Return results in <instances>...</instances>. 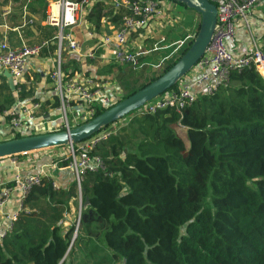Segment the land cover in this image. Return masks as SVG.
<instances>
[{"label":"trees","instance_id":"1","mask_svg":"<svg viewBox=\"0 0 264 264\" xmlns=\"http://www.w3.org/2000/svg\"><path fill=\"white\" fill-rule=\"evenodd\" d=\"M27 8L33 17L45 16L46 0H31ZM184 26L194 28L193 19ZM192 41L185 40L163 71L141 85L132 79L140 68L120 64L117 102L167 71ZM59 70L65 83L80 66L74 59L60 60ZM3 83L0 92L8 90ZM36 101L45 111L49 101ZM13 103L9 96L0 100V114ZM58 106L56 95L51 108ZM104 110L98 108L95 116ZM132 112L91 149L103 168L84 172L79 188L72 180L56 189L52 178L43 177L28 190L0 241V264H66L65 255L88 226H105L104 244L119 264H264V76L254 67L232 70L227 84L197 95L180 112ZM68 162L55 161L58 168ZM78 195L79 228L74 220L65 229L69 201Z\"/></svg>","mask_w":264,"mask_h":264},{"label":"built area","instance_id":"2","mask_svg":"<svg viewBox=\"0 0 264 264\" xmlns=\"http://www.w3.org/2000/svg\"><path fill=\"white\" fill-rule=\"evenodd\" d=\"M31 0H25L21 5L22 26H30L35 23V19L30 17L27 4ZM117 8L120 9L118 15V26L112 35H105L99 44L109 46L113 52V61L117 64L134 65L137 63L140 53L133 52L127 48L129 36L138 29L146 27L153 19L164 15V7L161 0H114ZM216 7V23L202 58L195 64L193 70L197 69L192 77L188 75L180 80L179 88L170 89L144 105L135 109L131 116L144 113L155 112L165 108H173L180 112L186 105L191 104L199 94L210 95L217 91L223 84H227L232 70H240L244 67H254L264 76V51L257 44L253 43L251 50L244 54L234 55L227 48L228 39H233L237 32V22H245L246 27L248 15L253 8L262 0H209ZM58 5V13L52 12V3ZM95 0H54L48 3L46 9V20L59 28L55 38L57 45V68L53 73L57 80L56 95L59 100L57 112L61 121L55 126L57 130L69 131L71 128L92 119L96 110L108 109L117 103L120 96L108 93L104 82H96L92 78L84 80L70 78L63 83L59 70V53L62 42L66 41L71 50L79 52L80 45L72 38L70 32L72 28L78 26L82 19V14ZM43 23V22H42ZM64 30H68V33ZM47 42L27 44L23 43L18 47H11L6 41L0 43V70L10 73L16 83L22 77L27 61L31 57L39 56ZM89 59L95 57V52L90 51L85 54ZM137 67V66H133ZM9 108V109H8ZM3 111L4 117L9 119L8 133L10 138H14L18 133H33L41 130L44 122L36 117L40 109L39 102L29 104L16 100L11 106ZM71 115V119L69 118ZM119 122L112 123L108 127L100 130L82 143H68L65 147L66 158L69 159L68 168L73 171L74 180L80 187L82 174L86 171L95 172L102 167V161L97 156H91V149L102 139L106 138L113 127ZM59 148V147H58ZM16 157V156H15ZM14 158V157H12ZM53 165L56 166V163ZM18 174V173H17ZM43 177H47L45 172L27 175L23 178L15 176L16 189L24 197L28 190L41 182ZM53 187L59 188L53 181ZM9 196V189L0 185V205H3ZM80 215L76 218V229L79 224Z\"/></svg>","mask_w":264,"mask_h":264},{"label":"crops","instance_id":"3","mask_svg":"<svg viewBox=\"0 0 264 264\" xmlns=\"http://www.w3.org/2000/svg\"><path fill=\"white\" fill-rule=\"evenodd\" d=\"M24 1L25 0H0V43L6 41L11 47H18L23 43L32 44L46 41L47 47L44 48L39 56L31 57L27 61L22 77L17 83L13 81V88L9 86L5 75L6 70H0V87L1 85L3 86L4 81L8 86V90L3 89L0 92V100L5 96H9L14 99V102L21 99L20 101L25 104H29L35 99L44 103L49 101V103L46 104V110L42 111L39 109L36 113V117L38 120L44 122L41 130H43L44 133H50L51 130H57L55 126L61 124L57 107L51 108L53 97L56 96L57 80L53 73L57 68L58 52L55 36L59 28L53 24L44 23L46 20V13L45 16H42L43 18L29 15L35 19V23L30 26H22L23 16L21 13V5ZM52 1L54 0H46V9L48 3ZM167 1L161 0L165 10V15L162 18L153 19L146 27L133 32L128 38L127 48L133 52L143 55L147 54L145 60H152V53L154 51L151 52V49L154 42L163 39V37H166L167 40L169 36L171 40L177 39V33L181 30L179 27H176L174 31L170 30L167 32L168 25L161 26L165 20H170L171 17L168 11L174 8ZM174 10L177 11L176 9ZM119 13L120 9L117 8V4L114 0H95V2L82 14L80 24L72 28L70 32L74 41L79 43L80 51L76 52L71 50L68 43L65 41L59 53V60L67 62L69 59H74L79 63L80 72L71 78L79 80L92 78L96 82H104L108 93L121 97L122 89L118 83L117 74L119 66L121 67L124 65L117 64L113 61V52L109 46L99 47L102 37L105 35H112L117 28ZM178 15L179 13L177 11V17H173L176 21L182 19V17ZM189 16H192L195 20L197 19L195 14L192 15L189 13ZM246 21L249 25L248 27L242 26V22H237L235 37L233 39H228L226 42L227 48L234 55L248 52L252 49L253 43L261 48L264 46V0L253 8ZM243 24L246 25L244 21ZM53 27L57 28L55 34L53 33ZM64 31L68 33V30ZM151 40H153L152 45L149 44ZM164 49L166 50V48ZM90 51L95 52V57L92 59L85 56V54ZM163 51V49H159V52ZM195 73H197V69L193 70L188 76L192 77ZM2 114H0V140L1 138H3L2 140L4 141L13 139L8 135L10 132L9 119ZM69 118L71 119L70 114ZM16 135L25 137L32 134L18 133L15 134V137ZM7 137L9 138L7 139ZM60 148L61 147L53 149ZM46 152L47 150L27 153L28 155L21 160H18L16 157L0 159V185L9 189L8 198L3 205H0V241L2 237L11 230L14 220L21 210L23 199L21 192L16 189V185L12 187L6 185L9 182L15 181L16 175H18L19 178H23L27 175L45 172L47 177L52 178L59 187L63 188H66L71 181L74 180V174L70 168H58L53 165L56 160L66 157V149V155L64 156L61 153L46 155ZM38 155L40 156L38 157ZM74 202L76 203L75 198L69 201L71 213L67 216V221L63 224L65 229L70 225L69 222L74 221L76 218L75 208L77 207V203L75 206L73 205ZM90 217L94 218L92 215ZM94 221L95 219H93V222Z\"/></svg>","mask_w":264,"mask_h":264},{"label":"water","instance_id":"4","mask_svg":"<svg viewBox=\"0 0 264 264\" xmlns=\"http://www.w3.org/2000/svg\"><path fill=\"white\" fill-rule=\"evenodd\" d=\"M172 1L182 3L197 12L200 15V23L196 36L189 48L167 71L94 118L71 128L69 131L60 130L1 141L0 159L63 147L68 143L81 142L144 105L146 102L166 92L184 78L202 58L207 49L215 28L216 7L209 0ZM5 75L9 86L13 88V79L10 73L5 71ZM88 204L89 202L86 200L84 206ZM75 236L76 232L72 241Z\"/></svg>","mask_w":264,"mask_h":264},{"label":"rangeland","instance_id":"5","mask_svg":"<svg viewBox=\"0 0 264 264\" xmlns=\"http://www.w3.org/2000/svg\"><path fill=\"white\" fill-rule=\"evenodd\" d=\"M167 2H169L171 4V6L174 8L169 9V11H168L169 15L171 17L170 20H168V19L165 20V22H163L161 26L168 25L167 32H169L170 30L174 31V29L176 27H179V29H181V30L179 32L177 31L178 32L177 33V35H178L177 39L171 40L170 39L171 37L169 36L167 40H166V37L165 38L163 37V39L158 40L157 42H154L153 47L151 49V52L154 51L152 53L153 57H152L151 61L145 60V56L147 54L146 55H140L141 58H138L137 63L134 65H130V66H137L140 68L137 70V73H134L132 75V79L135 80L137 85H141V84L145 83L146 81H148L149 79H151V77H153L154 75H158V73H161L164 69V66L166 65V60H168L170 57H172L174 54H176L177 50L182 45V43L185 40H188L191 38H192V40H194L193 38H195V36H196V33H194L193 30L195 27H197V26L199 27L200 15L197 12H195L193 9L183 7L181 4H178L175 1L169 0ZM53 3H55V2H53ZM53 3H52V5H53ZM13 4H14V2H13ZM174 9H176L178 11V13L182 17V19L177 20V21L175 20V18L177 17V11H175ZM189 13H191L192 15L195 14L197 16V19L196 20L193 19L192 16H189ZM164 15H165V10H164ZM162 17H160V18H162ZM173 17H175V18H173ZM190 17L194 21V28H192V29H188L184 26V21L185 22L188 21V19ZM241 24H242V26H245L243 24V22ZM152 42H153V40H151L149 42V44L152 45ZM63 44H64V41L61 44V50L63 48ZM164 48H166V50ZM159 49H163L164 51L159 52ZM193 69L188 74H190L193 71ZM188 74H186L184 76V78ZM121 123H124V121H122ZM112 130H114V127ZM175 131L184 140V142L187 143L183 128L177 127V128H175ZM36 133H42L43 134L44 131L41 130V131H38ZM36 133H34V134H36ZM8 138L9 137H7V139ZM2 139L3 138H1L0 141H4ZM129 147L131 148L132 146L129 145ZM64 148L65 147H61L60 149H52V150L46 149L47 150L46 155L53 154V153H55V154L61 153L64 156V155H66ZM39 156L40 155H38V157ZM75 200L77 203V207L75 208L76 209L75 216L77 218L78 215H80L81 209H82L80 195L76 196ZM77 200H78V202H77ZM75 206H73V207H75ZM76 218H75V224H76V220H77ZM79 220H80V218H79ZM97 224H100V223H97ZM78 228H79V226H78ZM104 228H105V226H103V227L98 226V227H92V228L88 226L86 229H84V230L82 229V232L80 234L81 238L76 241L75 246H73V245L71 246V248H70V249H72L71 253L69 255L67 254L65 256L66 264H119V263L113 262L112 257H111V253L104 244V241L102 238V231L104 230ZM73 243H74V240H73Z\"/></svg>","mask_w":264,"mask_h":264},{"label":"bare ground","instance_id":"6","mask_svg":"<svg viewBox=\"0 0 264 264\" xmlns=\"http://www.w3.org/2000/svg\"><path fill=\"white\" fill-rule=\"evenodd\" d=\"M52 12L54 15H57L58 13V5L56 3H53L52 5Z\"/></svg>","mask_w":264,"mask_h":264}]
</instances>
